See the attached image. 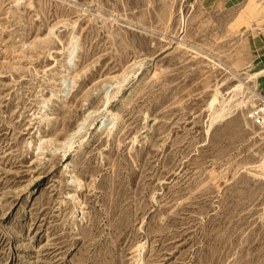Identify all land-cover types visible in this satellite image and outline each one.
Instances as JSON below:
<instances>
[{
  "label": "rangeland",
  "instance_id": "rangeland-1",
  "mask_svg": "<svg viewBox=\"0 0 264 264\" xmlns=\"http://www.w3.org/2000/svg\"><path fill=\"white\" fill-rule=\"evenodd\" d=\"M262 67L264 0H0V264H264Z\"/></svg>",
  "mask_w": 264,
  "mask_h": 264
},
{
  "label": "bare ground",
  "instance_id": "bare-ground-1",
  "mask_svg": "<svg viewBox=\"0 0 264 264\" xmlns=\"http://www.w3.org/2000/svg\"><path fill=\"white\" fill-rule=\"evenodd\" d=\"M251 76L254 79V82H255L254 85L256 86V88L252 87V89H250V94H248L247 98L239 101V104L247 105L248 103H250V105H255L256 99L260 98L262 96V93L258 91V87H259L258 85L260 84V78L264 77V67L260 68V70H258V71H255L254 74H252ZM241 86H242V84L238 85V87H240V88H241ZM213 101H215V100H213ZM250 111L251 110L249 108V113H250Z\"/></svg>",
  "mask_w": 264,
  "mask_h": 264
},
{
  "label": "built area",
  "instance_id": "built-area-1",
  "mask_svg": "<svg viewBox=\"0 0 264 264\" xmlns=\"http://www.w3.org/2000/svg\"><path fill=\"white\" fill-rule=\"evenodd\" d=\"M250 117L255 119L259 124L264 125V94L260 97L259 103L251 109Z\"/></svg>",
  "mask_w": 264,
  "mask_h": 264
}]
</instances>
